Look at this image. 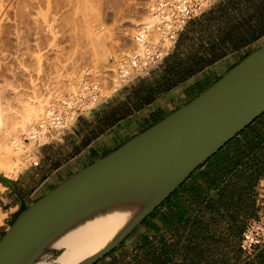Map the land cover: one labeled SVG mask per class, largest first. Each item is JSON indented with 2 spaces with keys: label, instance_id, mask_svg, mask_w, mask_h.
I'll return each instance as SVG.
<instances>
[{
  "label": "crops",
  "instance_id": "crops-1",
  "mask_svg": "<svg viewBox=\"0 0 264 264\" xmlns=\"http://www.w3.org/2000/svg\"><path fill=\"white\" fill-rule=\"evenodd\" d=\"M262 44L264 0H215L187 24L161 64L79 116L60 140L41 146V154L38 148L43 166L35 189L24 196L11 183L0 193L6 214L0 238L23 206L193 99ZM261 180L264 114L137 227L128 237H136L128 264H264V246L252 255L240 249L247 221L258 214ZM126 240L96 264L116 255Z\"/></svg>",
  "mask_w": 264,
  "mask_h": 264
},
{
  "label": "water",
  "instance_id": "water-1",
  "mask_svg": "<svg viewBox=\"0 0 264 264\" xmlns=\"http://www.w3.org/2000/svg\"><path fill=\"white\" fill-rule=\"evenodd\" d=\"M264 114V44L200 94L27 206L0 238V264H32L81 218L113 201L145 207L103 250L124 242L202 164Z\"/></svg>",
  "mask_w": 264,
  "mask_h": 264
},
{
  "label": "rangeland",
  "instance_id": "rangeland-1",
  "mask_svg": "<svg viewBox=\"0 0 264 264\" xmlns=\"http://www.w3.org/2000/svg\"><path fill=\"white\" fill-rule=\"evenodd\" d=\"M149 2L151 1L0 0V109L2 112L9 109L20 115L25 105L40 99L45 101L46 112L50 102L73 93L71 84L72 87L73 85L77 87L78 83L82 84L103 68V71L109 73L111 57H114L116 51L119 52L126 47L128 49L133 45L129 36L138 25H130L131 31L124 36L123 29L128 26V19L136 18L140 22L145 19ZM89 29L95 31L99 40L101 37L103 47L101 42L98 45L104 48L106 55L97 62L90 59L94 44L88 39ZM115 74L109 73L111 77L103 86L101 94L104 99H110L115 90L122 85L120 81L116 89L112 88L115 78L119 79ZM5 125V120L0 119V128ZM19 135L24 142V148L20 153L24 164L22 163V168L18 171L12 170L7 173L0 169V183L3 185L0 193L13 183L25 196L30 194L41 181L40 170L43 160L40 166L32 167L31 163L36 160L38 146L24 140L25 131H20ZM43 148H39L40 154L44 151ZM135 238V235L128 238L116 255L108 257L101 264L112 262L128 264L132 258ZM59 253L60 251H57L52 254L49 260L52 261Z\"/></svg>",
  "mask_w": 264,
  "mask_h": 264
},
{
  "label": "built area",
  "instance_id": "built-area-1",
  "mask_svg": "<svg viewBox=\"0 0 264 264\" xmlns=\"http://www.w3.org/2000/svg\"><path fill=\"white\" fill-rule=\"evenodd\" d=\"M214 1L151 0L148 19L142 20L131 34L133 46L124 49L123 56L119 59L111 57L112 62L118 61L117 74L122 85L134 81L161 64L175 48L179 35L187 24L207 10ZM109 79L108 73L97 71L90 80L83 83L77 94L54 101L55 104L48 108H52L48 118L43 123L35 124L29 135L24 136V140L35 143L38 148L60 140L79 116L104 102L101 90L104 81ZM35 157L32 166L40 164L37 153ZM257 202L258 214L247 221L240 241V249L248 255L264 246V180L258 185Z\"/></svg>",
  "mask_w": 264,
  "mask_h": 264
},
{
  "label": "bare ground",
  "instance_id": "bare-ground-1",
  "mask_svg": "<svg viewBox=\"0 0 264 264\" xmlns=\"http://www.w3.org/2000/svg\"><path fill=\"white\" fill-rule=\"evenodd\" d=\"M148 17L149 14H147L145 19L142 20H147ZM127 23L128 26H126L123 29L124 36L129 34V32L131 31L130 25H135V24L139 25L141 22L136 18H130L128 19ZM95 34H96L95 31H93L92 29H89L87 31V35L89 36L88 39H90L94 44L93 47L91 48V53H90L91 58L89 57L93 62L102 60L101 58L104 57L105 55L104 48H102L103 43L102 41H100L102 39L100 37L99 40L98 35ZM100 42L102 43V47H99L98 45L101 44ZM116 52L117 53H115L113 58L119 59L121 56H123L122 55L123 49H120L119 52L118 51ZM109 65L110 66L108 70H110L109 72L110 75L112 72L113 75L116 73L115 76L117 75L118 77L117 74L118 61L116 60L110 62ZM109 73L108 76L111 77ZM85 81H87V79ZM85 81H83L82 84L78 83L80 84L79 87L78 84L77 87L75 85H73L74 87H72V84L71 85L69 84L72 89L70 90L73 91V93L71 92V94L69 95L74 96L75 94H77L81 90L83 83ZM120 81H121L120 79L115 78L114 84L113 85L111 84L112 88L116 89V87L120 85L121 83ZM105 82L106 80L104 81V84ZM109 88L110 87H108V89ZM113 89L110 90L112 91ZM60 93L62 94V92ZM64 98L65 96L62 97L61 99L63 100ZM50 103L48 105L49 107L52 104H55L54 102H52L50 105ZM44 104L45 101L40 99L39 101L37 100L34 103H29L25 106L23 105L24 108L20 115L18 114L16 115L15 113L11 112L9 109L5 110L4 112H2V110L0 109V119H4L6 122L5 127L0 128V169H2L4 172L8 173L9 171L11 172L12 170L18 171L20 168H22V165L24 163L22 162V156L20 153H22V150L24 148L23 147L24 142L23 140H21L19 132L25 131L26 136H28L29 131L32 129V127L35 124L43 123L48 118L50 114L49 110H51L52 108L48 110L49 108L48 107L45 112ZM2 188L3 185L0 183V190ZM146 203H147L146 198H123L104 205L103 207L97 209L96 211L81 218L78 222H76L74 225H72L71 227L66 229L63 233H61L58 237H56L49 244L48 248L44 251V253L32 264H79L85 261L86 259L93 256L97 252L106 248L114 240V238L123 230V228L126 227L131 222V220H133V218L145 207ZM5 215L6 214L2 210H0V222H2V219L4 218ZM57 251H60L58 256L54 258L52 261L49 260L50 256Z\"/></svg>",
  "mask_w": 264,
  "mask_h": 264
},
{
  "label": "trees",
  "instance_id": "trees-1",
  "mask_svg": "<svg viewBox=\"0 0 264 264\" xmlns=\"http://www.w3.org/2000/svg\"><path fill=\"white\" fill-rule=\"evenodd\" d=\"M247 55H248V54H247ZM245 57H246V56H245ZM217 80H218V79H217ZM217 80H216V81H217ZM39 198H40V197L36 198L35 200H37V199H39ZM35 200H34V201H35ZM27 206H28V205L23 206V207L21 208L20 212L18 213V215H19L24 209H26ZM18 215H17V216H18ZM17 216H16V218H17ZM16 218H15V219H16ZM15 219H14V220H15ZM14 220H13V222H14ZM13 222H12V223H13ZM260 264H261V263H260Z\"/></svg>",
  "mask_w": 264,
  "mask_h": 264
}]
</instances>
